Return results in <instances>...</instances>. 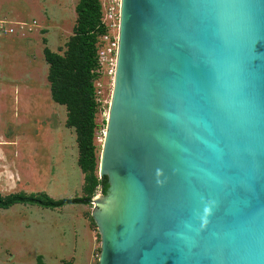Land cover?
<instances>
[{
	"label": "water",
	"instance_id": "water-1",
	"mask_svg": "<svg viewBox=\"0 0 264 264\" xmlns=\"http://www.w3.org/2000/svg\"><path fill=\"white\" fill-rule=\"evenodd\" d=\"M118 55L99 264H264V0H121Z\"/></svg>",
	"mask_w": 264,
	"mask_h": 264
},
{
	"label": "rangeland",
	"instance_id": "rangeland-1",
	"mask_svg": "<svg viewBox=\"0 0 264 264\" xmlns=\"http://www.w3.org/2000/svg\"><path fill=\"white\" fill-rule=\"evenodd\" d=\"M79 1L0 0L3 197L20 193H45L55 200L87 196L85 174L78 163L80 135L86 122L82 81L77 74ZM100 2L106 9L121 7V0ZM46 50L64 70L73 72L64 103L54 99ZM114 69L100 68L92 79L96 105L92 145L99 179ZM100 194L98 189L96 195ZM95 207L75 205L48 210L16 205L0 209V264H99L102 238L94 218Z\"/></svg>",
	"mask_w": 264,
	"mask_h": 264
},
{
	"label": "trees",
	"instance_id": "trees-1",
	"mask_svg": "<svg viewBox=\"0 0 264 264\" xmlns=\"http://www.w3.org/2000/svg\"><path fill=\"white\" fill-rule=\"evenodd\" d=\"M78 21L76 25V55L79 60L77 74L81 78L80 90L86 104V122L80 135L79 166L85 174L84 192L87 196L55 200L45 193L37 194H12L3 197L0 194V209L9 210L16 205H30L42 209L57 210L66 206L91 205L92 199L97 196L98 189L106 195L109 185L106 178L97 176V159L95 148L92 145V132L95 115V90L92 79L99 69L98 42L101 36L106 34V28L102 23V4L100 0H80L76 8ZM46 59L51 65L50 80L54 99L64 103L70 79L73 72L64 70L62 63L46 50ZM61 66H60V65ZM69 79V80H68ZM85 85H84V84Z\"/></svg>",
	"mask_w": 264,
	"mask_h": 264
},
{
	"label": "built area",
	"instance_id": "built-area-1",
	"mask_svg": "<svg viewBox=\"0 0 264 264\" xmlns=\"http://www.w3.org/2000/svg\"><path fill=\"white\" fill-rule=\"evenodd\" d=\"M102 23L107 32L100 37L97 45L99 69L112 66L115 71L119 50L120 5L118 10L102 7Z\"/></svg>",
	"mask_w": 264,
	"mask_h": 264
},
{
	"label": "bare ground",
	"instance_id": "bare-ground-1",
	"mask_svg": "<svg viewBox=\"0 0 264 264\" xmlns=\"http://www.w3.org/2000/svg\"><path fill=\"white\" fill-rule=\"evenodd\" d=\"M118 56H119V55H118ZM117 64H118V60H117ZM116 77H117V68H116V74H115V80H114V86H113L114 89H115V84H116ZM114 89H113V94H112L111 104L113 103ZM108 120H110V119H109V115H108ZM99 196H100V195H97V196L94 197V199H93L94 204H96V202H97Z\"/></svg>",
	"mask_w": 264,
	"mask_h": 264
}]
</instances>
